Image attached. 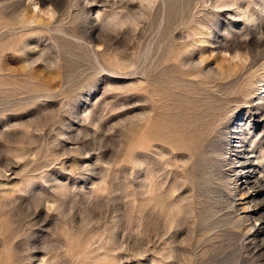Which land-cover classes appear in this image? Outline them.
<instances>
[{"label":"rangeland","instance_id":"rangeland-1","mask_svg":"<svg viewBox=\"0 0 264 264\" xmlns=\"http://www.w3.org/2000/svg\"><path fill=\"white\" fill-rule=\"evenodd\" d=\"M263 115L264 0H0V264H264Z\"/></svg>","mask_w":264,"mask_h":264},{"label":"bare ground","instance_id":"bare-ground-1","mask_svg":"<svg viewBox=\"0 0 264 264\" xmlns=\"http://www.w3.org/2000/svg\"><path fill=\"white\" fill-rule=\"evenodd\" d=\"M264 116V115H263ZM244 154V153H243ZM242 157H243V155H242ZM244 158V157H243ZM248 158V157H247ZM247 158H246V160H247ZM238 161V160H237ZM240 163V162H239ZM245 163V162H244ZM247 163V162H246ZM241 165H242V163H241ZM240 165V166H241ZM251 171H253L251 168H247V169H244V171L242 172L245 176L247 175V174H249V175H252L251 173ZM251 172V173H250ZM254 172V171H253ZM255 173V172H254ZM243 175V176H244ZM252 176H254V175H252ZM255 177H256V175H255ZM257 179H258V177H257ZM245 182V181H244ZM256 185V184H255ZM261 192H264V183L262 184V186L260 187V189L259 190H257V192L256 193H261Z\"/></svg>","mask_w":264,"mask_h":264}]
</instances>
